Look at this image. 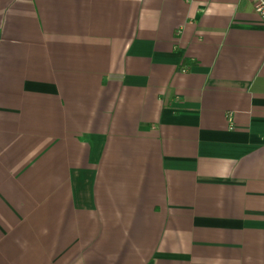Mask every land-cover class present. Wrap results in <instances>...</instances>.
<instances>
[{
	"label": "crops",
	"instance_id": "1",
	"mask_svg": "<svg viewBox=\"0 0 264 264\" xmlns=\"http://www.w3.org/2000/svg\"><path fill=\"white\" fill-rule=\"evenodd\" d=\"M0 264H264L250 0H0Z\"/></svg>",
	"mask_w": 264,
	"mask_h": 264
},
{
	"label": "built area",
	"instance_id": "2",
	"mask_svg": "<svg viewBox=\"0 0 264 264\" xmlns=\"http://www.w3.org/2000/svg\"><path fill=\"white\" fill-rule=\"evenodd\" d=\"M254 12L263 20L264 22V0H250ZM229 120H232L231 115H229Z\"/></svg>",
	"mask_w": 264,
	"mask_h": 264
}]
</instances>
